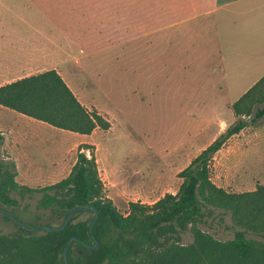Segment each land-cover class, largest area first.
I'll return each mask as SVG.
<instances>
[{"label": "rangeland", "instance_id": "rangeland-1", "mask_svg": "<svg viewBox=\"0 0 264 264\" xmlns=\"http://www.w3.org/2000/svg\"><path fill=\"white\" fill-rule=\"evenodd\" d=\"M0 16H26L35 29L50 32L64 48V55L56 56L51 67H56L88 111H95L109 123L107 130L96 128L83 144L93 146L106 196L122 214L127 213L130 202L151 205L165 194H175L181 183L178 173L241 120L246 126L213 156L211 181L230 193L264 187V116L252 119L264 103L257 105L250 117L237 116L232 109L264 69L238 68L236 65L243 62H236L232 53H223L220 67L211 70L204 62L195 63L200 68H185L189 54L178 48L159 52L151 46L132 54L106 52L104 46L90 42L89 17L74 16V0H0ZM62 30L67 31L65 36ZM76 31L81 37L73 36ZM175 64L183 67L174 68ZM133 66L141 68H130ZM13 116H1L3 132L9 125L28 124L14 122ZM65 143L58 136L50 143L51 155L57 157L59 165H48L47 180H26L21 173L17 183L42 188L65 178L82 145L77 142L64 148ZM40 197L38 193L24 200L16 196L20 204L17 214L25 226L35 223L33 215L40 213L35 208ZM219 214L206 218L200 228L218 240H230V216ZM44 217L38 223L60 225L59 220ZM86 217L82 214L79 218ZM14 231L16 227L0 215V234ZM191 242L188 231L181 243Z\"/></svg>", "mask_w": 264, "mask_h": 264}, {"label": "trees", "instance_id": "trees-1", "mask_svg": "<svg viewBox=\"0 0 264 264\" xmlns=\"http://www.w3.org/2000/svg\"><path fill=\"white\" fill-rule=\"evenodd\" d=\"M263 103L264 76L233 103L232 109L237 116L250 117L253 109ZM0 106L82 135H90L96 128H109L103 117L78 101L55 70L0 87ZM262 116L264 106L256 109L252 119ZM245 126L239 121L181 170L175 194H165L151 205L130 202L125 215L106 196L93 146L80 145L69 174L42 188L19 185L15 165L0 160V209L19 220L16 196L24 200L41 194L35 206L40 213L33 215L35 223L26 226H53L49 221L38 223L44 216L59 220L61 226L73 208H91L77 212L57 233L23 230L0 213L16 227L10 234H0V264H65L63 252L73 237L81 242L71 241L66 254L68 264H264V187L230 193L210 178L213 156ZM95 212L98 217L91 233L89 225ZM217 212L221 217L230 216L232 239L218 240L200 228ZM82 214L87 217L80 219ZM188 231L192 242L184 245L181 239ZM95 240L98 248L84 246L94 245Z\"/></svg>", "mask_w": 264, "mask_h": 264}, {"label": "crops", "instance_id": "crops-1", "mask_svg": "<svg viewBox=\"0 0 264 264\" xmlns=\"http://www.w3.org/2000/svg\"><path fill=\"white\" fill-rule=\"evenodd\" d=\"M74 16L89 17L90 42L104 46L106 52L178 48L189 54L185 68H200L195 63L204 62L211 70L220 67L223 53H232L236 62H243L236 67L264 69V0H74ZM77 35L82 34L73 32ZM52 36L35 29L26 16H0V87L55 70L52 61L64 55V48ZM3 113H12L14 122L28 123L0 129V160L15 165L16 178L22 173L26 180H47L48 165H59L49 150L51 141L64 138V148H71L77 142L88 143L92 134L58 129L0 106V118Z\"/></svg>", "mask_w": 264, "mask_h": 264}, {"label": "water", "instance_id": "water-1", "mask_svg": "<svg viewBox=\"0 0 264 264\" xmlns=\"http://www.w3.org/2000/svg\"><path fill=\"white\" fill-rule=\"evenodd\" d=\"M91 209L90 207H76V208H73L72 210L69 211L67 217L65 218L63 224L61 226H47V225H40V226H36V227H28V226H25L24 224H22L11 212L5 210V209H0V213H4L8 216V218L16 225H18L20 228H22L23 230H26V231H29V232H35L39 229L41 230H44L46 232H50V233H57V232H61L63 231L67 225L71 222L73 216L79 212V211H87ZM97 217H98V212H95V215L92 219V221L90 222V225H89V230L90 232L92 233V230H93V226L97 220ZM78 241V242H81L79 239L73 237L69 240V242L67 243L65 249H64V252H63V259H64V262L65 264H68L67 262V258H66V254H67V251L70 247V243L71 241ZM84 246L88 249H96L98 248V242L95 240V244L94 245H85Z\"/></svg>", "mask_w": 264, "mask_h": 264}]
</instances>
